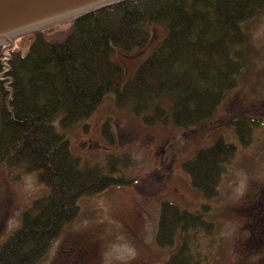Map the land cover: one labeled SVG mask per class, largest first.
Returning <instances> with one entry per match:
<instances>
[{
    "label": "trees",
    "instance_id": "16d2710c",
    "mask_svg": "<svg viewBox=\"0 0 264 264\" xmlns=\"http://www.w3.org/2000/svg\"><path fill=\"white\" fill-rule=\"evenodd\" d=\"M263 13L264 0H129L84 15L67 29L59 26L22 37L20 47L6 55L0 47V164L36 173L49 190L1 244L0 264H39L80 214L81 197L132 186L133 181L113 176L117 160L110 161L109 174L82 166L67 130L91 118L109 94L118 109L141 117L148 126L187 129L205 123L250 63L252 48L243 25ZM155 26L166 28L165 37L126 78L117 55L144 49ZM260 124L255 122L251 130ZM102 129L113 143L109 121ZM238 132L248 146L250 137ZM236 149L221 141L184 164L205 199L219 194L224 165ZM207 211L204 205L193 214L162 202L156 245L172 249L178 242L166 264H208L191 250L189 234L212 229L204 219Z\"/></svg>",
    "mask_w": 264,
    "mask_h": 264
},
{
    "label": "rangeland",
    "instance_id": "374dc122",
    "mask_svg": "<svg viewBox=\"0 0 264 264\" xmlns=\"http://www.w3.org/2000/svg\"><path fill=\"white\" fill-rule=\"evenodd\" d=\"M59 26L67 29L69 25ZM243 27L252 48L250 63L238 86L205 123L187 129L148 126L141 117L118 109L114 94H109L91 118L65 132L82 166H96L109 174L110 161L117 160L113 176L133 184L81 197L80 214L63 229L39 264H58L61 247L75 234L83 235L92 247L91 256L79 264H166L178 242L172 249L156 245L165 200L193 214L201 212L204 205L208 207L204 219L212 229L189 233L191 250L206 258L208 264H264V240L254 238L253 226L240 212L246 201H253V193L264 186V13ZM165 35L164 26L152 27V40L144 49L117 55L126 78L135 74ZM18 40L13 49L20 47ZM21 49L27 51L25 46ZM1 108L0 95V113ZM107 121L113 143L102 133ZM255 122L263 124L251 130ZM56 126L62 131L58 123ZM238 130L250 137L248 146L241 143ZM221 141L237 149L224 165L219 194L209 200L194 188L184 164L198 151ZM48 194L36 173L0 164V246L20 227L22 215L32 204Z\"/></svg>",
    "mask_w": 264,
    "mask_h": 264
},
{
    "label": "water",
    "instance_id": "95a60500",
    "mask_svg": "<svg viewBox=\"0 0 264 264\" xmlns=\"http://www.w3.org/2000/svg\"><path fill=\"white\" fill-rule=\"evenodd\" d=\"M129 0H0V47L15 40Z\"/></svg>",
    "mask_w": 264,
    "mask_h": 264
},
{
    "label": "flooded vegetation",
    "instance_id": "af4514ba",
    "mask_svg": "<svg viewBox=\"0 0 264 264\" xmlns=\"http://www.w3.org/2000/svg\"><path fill=\"white\" fill-rule=\"evenodd\" d=\"M262 126V125H261ZM253 201H246L245 206L240 209L244 213L245 221L253 226L254 238L264 240V186L261 191L252 195ZM92 247L83 235L70 236L61 247L58 254V264H79L89 258Z\"/></svg>",
    "mask_w": 264,
    "mask_h": 264
}]
</instances>
